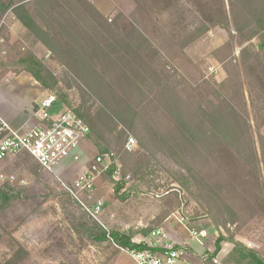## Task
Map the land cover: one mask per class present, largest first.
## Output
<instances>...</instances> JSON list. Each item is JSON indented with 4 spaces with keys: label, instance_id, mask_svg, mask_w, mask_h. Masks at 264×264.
Segmentation results:
<instances>
[{
    "label": "trees",
    "instance_id": "obj_1",
    "mask_svg": "<svg viewBox=\"0 0 264 264\" xmlns=\"http://www.w3.org/2000/svg\"><path fill=\"white\" fill-rule=\"evenodd\" d=\"M134 2L141 16L149 17L153 30L158 32L171 27L157 14L162 0ZM230 2L243 45L264 161V113L254 94L251 74L258 75L264 87V0ZM9 12L63 62L68 77L50 70L32 49L13 64H3V68L14 66L16 73L26 71L45 89L55 93L58 100L89 126L88 140L100 153H110L113 144L123 149L131 136L146 157V162L135 168L142 180L157 162L164 167L169 179L191 196L199 201L205 198L210 209L222 211L228 219L223 224L225 227L243 220L244 224L246 218L242 217L241 209L247 205L260 206L264 213L263 192L257 181L260 177L258 153L233 60L234 75H227L218 84H207L210 94L190 104L180 95L176 69L163 68L165 45H161L154 34L134 25L125 13L118 11L114 17H106L92 0H0L3 30L6 25L1 22ZM211 12L210 16H201L202 24L189 36L190 42L215 26L227 29V15L217 17L213 10ZM232 32L235 36L234 28ZM256 38L258 44L253 42ZM167 39L176 44L172 37ZM3 75L0 74V79ZM251 175L258 184L257 194H253L254 199L250 201H241L240 195L251 194L253 190ZM108 177L115 185L116 195L125 200L130 190L120 194L123 181L114 182L111 174ZM66 193L81 207L74 195ZM20 197H23L22 191H16L9 183L2 184L0 210ZM149 230H143V234ZM85 234L92 243L111 241L124 248L139 246L132 242L135 233L108 231L91 216L86 219ZM224 240L233 244L227 260L237 264H264L260 252L237 242L232 235L225 238L223 234L216 240L215 253L207 257L209 261L220 252ZM13 242L16 248L5 264H18L23 256H29L22 244L17 240Z\"/></svg>",
    "mask_w": 264,
    "mask_h": 264
},
{
    "label": "rangeland",
    "instance_id": "obj_2",
    "mask_svg": "<svg viewBox=\"0 0 264 264\" xmlns=\"http://www.w3.org/2000/svg\"><path fill=\"white\" fill-rule=\"evenodd\" d=\"M111 1L114 9L110 14L106 15L98 9L104 16L112 18L121 11L134 25L149 34H154L158 37V42L165 45V48H162L166 57L163 68L176 69L178 90L183 100L190 104H196L210 94L207 84H218L234 72L231 62L233 60L240 76L250 117L253 144L258 153L260 177L257 181L261 185L264 200V161L261 140L251 101L243 45L239 39L230 0H162L163 3L157 7L160 13L157 14L160 15L162 22H166L171 27L158 32L157 29H152L148 16L143 14L141 16L134 0ZM210 9L217 17L222 14L227 15V29L215 26L207 34L190 42L189 36L202 24L201 16L203 18L210 16L209 14L212 13ZM155 14L153 12V18ZM1 23L6 25V29L3 30L4 24H0V39H2L0 74H4L2 77L15 74L17 71L14 66L3 68V64H13L28 49H32L44 60L54 73L66 75L68 71L63 62L42 42L31 36L11 12ZM233 28L236 31L235 36H233ZM168 37H172L173 41L176 40V44L170 42ZM253 42L258 44L259 39L256 38ZM251 74L254 94L264 113V87L260 77L253 72ZM47 92L51 91L47 90ZM66 109L65 104L58 100L50 109L52 112L50 113L59 116ZM83 147L91 160L96 156H103L104 160L100 165L101 172L95 190L92 193L78 190L74 195L81 207L73 203L66 193L70 192L62 183L70 185L73 178L58 171L59 178L53 172L42 168L29 153L24 152L1 163L3 166L0 168V173L7 177L0 179V186L9 183L16 188V191L23 192V197L11 200L4 209L0 210L1 264H5L13 255V249L16 248L13 240H17L24 248L30 250L29 256H23L21 258L23 260L18 264H137L129 253L120 250L111 241L92 243L85 234V223L89 216L108 231L123 230L135 233L133 238L136 240H143L155 228H163L166 234L169 233L166 240L168 243H170L168 240L170 232L174 236H184L185 242L192 241L203 250L201 257H209L215 253L216 240L222 234L225 238L232 235L237 242L260 252L264 257V213L260 206L247 205L241 209L242 217L246 218V222L243 224V220L228 223L225 227L223 224L228 219L222 211L216 208L210 209L205 198L199 201L191 196L178 183L169 179L164 167L157 162L145 173V178L142 180L135 173V168H138L139 163L146 162V157L137 143L131 150L126 148V142L123 149L113 144L108 154L100 153L89 140L83 144ZM124 173L126 175L123 177ZM109 174L114 182L123 181L124 187L120 194L130 190L125 200L116 195L115 185L110 181ZM129 175L131 177L126 179ZM252 176L250 185L253 190L251 189V194L247 192L243 196L240 195L241 201H250L254 199L253 194H257L258 184ZM99 198L104 200L105 205L100 214L93 216L86 206L92 205ZM251 208L253 213L257 212L255 216L251 213ZM148 229H150L148 233L143 234V230ZM203 230L207 232L204 237L192 234L193 231ZM189 244L174 246L196 252ZM232 247L233 244L229 240L221 243V250L217 253L221 264H237L233 260H227Z\"/></svg>",
    "mask_w": 264,
    "mask_h": 264
},
{
    "label": "built area",
    "instance_id": "obj_3",
    "mask_svg": "<svg viewBox=\"0 0 264 264\" xmlns=\"http://www.w3.org/2000/svg\"><path fill=\"white\" fill-rule=\"evenodd\" d=\"M1 42L2 39H0ZM57 101V95L52 92H49L42 100L41 119L46 123L44 126L22 130L15 129L6 122L0 123V163L26 152L42 168L53 172L60 178L58 168L64 164L65 160L71 159L74 162L81 160L83 144L88 140L90 128L75 112L68 108L56 118H51L49 110ZM135 145L136 140L130 136L126 142V148L131 150ZM103 160V156H96L87 164L80 166L78 176L72 184L67 185L62 182L65 188L72 195H76L78 190L92 193L97 187L101 172L100 165L103 164ZM105 167L108 168V166ZM6 177L0 173V179H6ZM130 177L129 175L126 179ZM104 205V200L99 198L86 208L93 216H96L101 213ZM192 234L204 237L207 232L205 230L193 231ZM166 240L167 235L164 229L159 227L155 228L143 240L133 238L132 242L139 245L137 247L124 248L113 243L120 250L129 253L137 264H221L217 255L212 257L211 261L207 257H203L195 262L191 259L188 250L176 248Z\"/></svg>",
    "mask_w": 264,
    "mask_h": 264
},
{
    "label": "crops",
    "instance_id": "obj_4",
    "mask_svg": "<svg viewBox=\"0 0 264 264\" xmlns=\"http://www.w3.org/2000/svg\"><path fill=\"white\" fill-rule=\"evenodd\" d=\"M93 1L98 9L106 15L110 14L114 9L111 0ZM47 95V90L26 71L5 75L0 79V123L6 122L13 128L22 130L44 126L46 123L41 119V103ZM50 112L51 110H49L51 118L57 117ZM81 155V160L79 162H74L71 159L65 160L64 164L58 168V171L74 180L78 176L80 166L87 164L91 160L84 147L82 148ZM1 163L0 168L3 166ZM5 228L10 230L8 227ZM168 234L169 233L166 235ZM169 236L170 238L168 240L170 244L183 246L184 243H190L193 246L196 252L188 250L193 261L197 262L203 258L201 257L203 250L194 245L192 241L185 242L184 236H174L171 232ZM27 250L30 251L29 248H27Z\"/></svg>",
    "mask_w": 264,
    "mask_h": 264
},
{
    "label": "water",
    "instance_id": "obj_5",
    "mask_svg": "<svg viewBox=\"0 0 264 264\" xmlns=\"http://www.w3.org/2000/svg\"><path fill=\"white\" fill-rule=\"evenodd\" d=\"M230 16H232V14L230 13Z\"/></svg>",
    "mask_w": 264,
    "mask_h": 264
}]
</instances>
